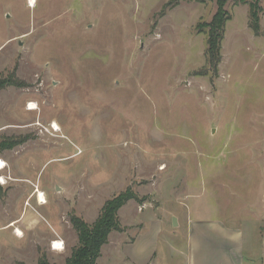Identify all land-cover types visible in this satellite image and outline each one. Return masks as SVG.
I'll use <instances>...</instances> for the list:
<instances>
[{
  "label": "rangeland",
  "instance_id": "374dc122",
  "mask_svg": "<svg viewBox=\"0 0 264 264\" xmlns=\"http://www.w3.org/2000/svg\"><path fill=\"white\" fill-rule=\"evenodd\" d=\"M169 1L0 0V142L13 144L0 151V264H65L70 215L91 225L127 189L137 199L96 264H183L190 220L193 246L199 220L264 219V14L256 36L248 6L226 3L214 74L200 30L215 2ZM12 220L22 238L2 228Z\"/></svg>",
  "mask_w": 264,
  "mask_h": 264
},
{
  "label": "trees",
  "instance_id": "16d2710c",
  "mask_svg": "<svg viewBox=\"0 0 264 264\" xmlns=\"http://www.w3.org/2000/svg\"><path fill=\"white\" fill-rule=\"evenodd\" d=\"M177 3L180 0H171L166 3ZM197 3L214 1L216 4L215 14L208 23H203L201 32L206 35V64L215 74L221 59V41L223 40L225 25L230 20V14L225 10L229 0H189ZM237 3L248 6V27L257 36L260 35V16L264 10L260 6V0H237ZM11 80L0 82V89L11 85ZM11 142H0V151L12 146ZM136 195L129 189L120 192L107 200L102 206L98 217L89 225L75 214L69 217V223L77 236V246L72 250L65 264H95L100 256L101 247L107 243L111 232H121L118 211L131 200H136ZM37 264H50L44 255L40 256Z\"/></svg>",
  "mask_w": 264,
  "mask_h": 264
},
{
  "label": "crops",
  "instance_id": "0c3cea01",
  "mask_svg": "<svg viewBox=\"0 0 264 264\" xmlns=\"http://www.w3.org/2000/svg\"><path fill=\"white\" fill-rule=\"evenodd\" d=\"M34 188L37 187L35 186ZM37 191L41 192L39 190ZM132 202L133 200L128 201L118 211V217H120V214L123 211L122 209H124L127 205L132 204ZM196 224L197 226L194 228L196 244L192 246L191 220L187 223L188 225L187 241L186 244L183 245L182 248L180 249L181 251L183 249L184 252L183 251L182 252L185 255V261H183V264H264V219L263 218H260L257 215H255V218L253 217L250 220H248L246 217H243L238 223H234L232 221L230 222L221 221L214 218L211 220H199ZM10 227H12V231L14 229L19 230L16 220H12L8 223H5L2 228L6 229ZM121 229L122 231L116 232V234L123 232V226ZM146 234L147 232L144 235ZM207 234H211L214 236L216 242L219 244V250H209L208 248H203L204 246L207 247L208 245H210L211 239L204 241L205 236H208ZM22 236L20 237L17 236V237L22 238ZM52 241L53 239L50 242ZM107 243L101 247L100 256L98 257L96 262L99 259H101L104 253L103 247L107 245ZM136 243L137 240L136 238H134L132 244H129L128 246L123 245L124 249L128 247L127 249L131 250L133 248V250H135ZM114 246L116 248L119 247L116 244ZM194 246H195V252L193 250ZM120 250H118L120 256L121 254L124 255V250L122 247L120 248ZM192 251L194 254L192 253ZM50 253L52 257H57L60 255V251L58 252L52 249ZM131 258L132 257L130 258L127 257V259L125 258L124 260L122 257L121 260L125 264H131L133 263V261H131L133 259ZM146 264L149 263L146 262Z\"/></svg>",
  "mask_w": 264,
  "mask_h": 264
},
{
  "label": "bare ground",
  "instance_id": "6f19581e",
  "mask_svg": "<svg viewBox=\"0 0 264 264\" xmlns=\"http://www.w3.org/2000/svg\"><path fill=\"white\" fill-rule=\"evenodd\" d=\"M29 2H30V8H33V7L35 6V0H29ZM29 107H30V108H29V111H34V110L37 109V107H36V105H35L34 103H30V104H29ZM52 126H53V128H54V130H53L54 133L60 131L59 126H58L57 123H55L54 121H53V123H52ZM0 165L3 166V168H5V164H4L3 162H1V161H0ZM3 168L1 167V171L4 170ZM2 183L5 185L4 178H2ZM37 192H38V191H37ZM38 198H39L38 203L41 204V205H43V204L45 203V198H44V195H43L42 192H38ZM15 232H16V233H15ZM13 233H14L16 236H19V237L22 236V232H21L20 230L13 231ZM59 251H62V250L60 249Z\"/></svg>",
  "mask_w": 264,
  "mask_h": 264
},
{
  "label": "built area",
  "instance_id": "2783aa9c",
  "mask_svg": "<svg viewBox=\"0 0 264 264\" xmlns=\"http://www.w3.org/2000/svg\"><path fill=\"white\" fill-rule=\"evenodd\" d=\"M29 104L30 103H28L27 105H26V110H28L29 111ZM50 127H51V130L53 131L54 130V128H53V126H52V123H51V125H50ZM1 167L3 168V166H1L0 165V172H2L1 171ZM4 169V168H3ZM2 178H5L4 176H0V186H5L3 183H2ZM5 182H7L6 181V179H5ZM43 193V192H42ZM33 194H34V196H35V198H36V201H39V198H38V192H37V188H34V190H33ZM17 229H14L13 231H16ZM16 233V232H15ZM50 247H51V249L52 250H55V251H59L60 249L63 251L64 250V245H63V242H58V241H52V242H50Z\"/></svg>",
  "mask_w": 264,
  "mask_h": 264
},
{
  "label": "water",
  "instance_id": "95a60500",
  "mask_svg": "<svg viewBox=\"0 0 264 264\" xmlns=\"http://www.w3.org/2000/svg\"><path fill=\"white\" fill-rule=\"evenodd\" d=\"M172 224H173V226H176L177 225V221H176V218H172Z\"/></svg>",
  "mask_w": 264,
  "mask_h": 264
}]
</instances>
